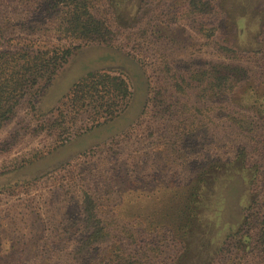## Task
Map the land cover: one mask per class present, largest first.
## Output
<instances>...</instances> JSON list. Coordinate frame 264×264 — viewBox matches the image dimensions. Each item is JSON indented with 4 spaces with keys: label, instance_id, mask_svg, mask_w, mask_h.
Here are the masks:
<instances>
[{
    "label": "rangeland",
    "instance_id": "1",
    "mask_svg": "<svg viewBox=\"0 0 264 264\" xmlns=\"http://www.w3.org/2000/svg\"><path fill=\"white\" fill-rule=\"evenodd\" d=\"M87 10L0 0V264H259L264 0Z\"/></svg>",
    "mask_w": 264,
    "mask_h": 264
},
{
    "label": "trees",
    "instance_id": "2",
    "mask_svg": "<svg viewBox=\"0 0 264 264\" xmlns=\"http://www.w3.org/2000/svg\"><path fill=\"white\" fill-rule=\"evenodd\" d=\"M63 2L65 3L66 7L69 9V10H72V13H73V18L71 19L70 21V27L73 29L74 27H79L80 25H83V28L86 26L87 28H91L92 26H98V24H96V22H91L93 19L91 18V16H89V13H88V10H87V2L88 0H63ZM23 58V56H22ZM26 58V57H24ZM61 58H63V56H61ZM34 59V58H33ZM58 59V53H55L53 55H50V56H47L45 58L42 57V55H39L37 57H35V60L38 61L37 64H39L40 67L44 66L45 64L47 63H51L52 66H56L55 65V61H57ZM220 69H221V74L219 76V78L217 79V81H222L226 78L229 77V75H233L234 77H237V73H238V70L234 71L232 70V73L231 72V69L229 66H225L224 64L223 65H220L218 66ZM35 70V69H34ZM92 74V75H91ZM90 75V77H105V78H110L109 76H107L106 74H103V73H97V74H94V73H89L88 76ZM209 75V74H208ZM36 76H34L35 78ZM211 78V76H210ZM95 79V78H94ZM111 79H114V77H111ZM108 80L109 83H114L113 81ZM123 83L120 84V92H123V95L124 97H126L128 94H129V90H128V87H127V84H125L124 81H122ZM210 83H213V82H210ZM118 84V83H117ZM8 90V93L9 92V89ZM22 91L21 90V87L19 88V92ZM4 93H7L6 90L4 91ZM256 218H258V215L256 216ZM252 224L253 226H255L254 228H257V231L256 233L254 234L255 237H256V246L257 248L259 249H262L263 251H260L258 254H259V257H258V262L259 264H264V217H263V221H254V220H251L250 222H246V219L243 221V224Z\"/></svg>",
    "mask_w": 264,
    "mask_h": 264
}]
</instances>
